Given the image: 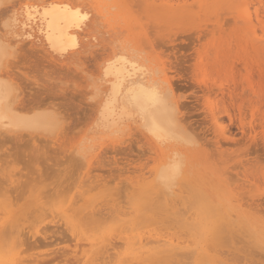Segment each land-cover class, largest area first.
I'll return each mask as SVG.
<instances>
[{"label": "rangeland", "instance_id": "1", "mask_svg": "<svg viewBox=\"0 0 264 264\" xmlns=\"http://www.w3.org/2000/svg\"><path fill=\"white\" fill-rule=\"evenodd\" d=\"M42 1L2 0L0 16ZM74 2L90 14L95 32L81 34L70 60L49 59L35 30L9 58L19 99L45 100L64 120L54 136H0V258L15 252L22 264H264V26L256 22L257 6L249 9L256 29L250 34L238 0ZM12 10L4 15L11 18ZM114 44L169 84L181 108L192 142L179 145L184 179L176 198L150 184L167 149L137 123L113 134L88 131L96 67ZM9 197L16 205L2 204ZM149 234L175 239L179 249L170 258L147 256L156 246ZM138 238L153 241L144 255L136 253Z\"/></svg>", "mask_w": 264, "mask_h": 264}, {"label": "bare ground", "instance_id": "2", "mask_svg": "<svg viewBox=\"0 0 264 264\" xmlns=\"http://www.w3.org/2000/svg\"><path fill=\"white\" fill-rule=\"evenodd\" d=\"M1 1L2 0H0V6H1ZM248 1L238 0L237 4L236 3L233 4L240 6V4L238 3H242V7L244 9L243 8L241 9L244 10L245 16L242 15L244 18L241 19L240 17V19L245 21V24L248 27L246 29H249L247 30V32L249 31L250 34L251 33L253 34L255 33L256 29H255L254 21L249 12V9L250 7L257 6L256 8L254 7L256 14L255 16L256 22L257 24L264 26V22L259 17V13H258L259 9L264 10V0H251V2ZM20 2L22 3V1ZM238 8L240 7L235 8V10H237ZM3 9L4 8H2L1 10L4 11L5 9L4 10ZM6 10L8 12V10L11 11L12 9H6ZM6 10L2 12V14L3 13L5 14ZM242 10L240 13H242ZM78 12L80 13L81 16L86 15L87 20H81L79 16H77ZM11 14H12L11 18L7 17L8 14L6 16L4 15L5 17L3 15L0 16V18L4 17L3 19L1 18L2 20L0 23V136L5 135L4 138H8L9 136L7 135L19 136V134H23V133H25L23 135L26 134L35 135L33 136L35 138H37L36 136H43V137L54 136L62 125L61 119L64 120V118H59L58 116L59 114L57 115L55 113L56 111L55 112L52 111L53 109H50V106L48 109L47 108L48 103H45L44 102L45 100H41L40 102L36 101V103L31 102L30 104L28 103L25 104L22 102V100L25 102L24 98L21 97V99H19V95L17 94V87L15 85L16 83L14 84L9 77L10 74L9 72L12 71V70L10 71L11 68L10 66L13 65L12 64L13 62L12 63L11 61L9 62V58H11L12 56L14 57V55L17 56L16 52L18 50L21 51L22 49L21 47H24L22 45L20 47H17L19 44V40H32L34 34L32 35L31 31L35 30L37 36L43 42L45 50L48 53L47 55L49 59L52 58L54 60H70V58L81 47V40H80L81 34L86 35L84 31L88 29L89 30L88 36L89 35L93 36L95 32V26L93 23L88 24L90 19V14L84 11L79 3L77 2L73 3V0L72 2L44 0L37 4L27 2L20 7V14L14 11ZM18 15H20L23 18L21 22L18 21L19 20ZM237 16L239 18L238 12H237ZM5 20H10L11 22H13L11 24V27L9 29V34L7 36H5V30L3 29V24ZM9 39L11 40L13 39L14 41L16 40V42L10 43L11 40L9 41ZM258 41L254 39V42L258 43L261 46L263 42L261 40ZM263 45L261 46L262 52L264 50ZM112 46L113 48L111 53L109 54L105 53L106 56L104 54V57H102L99 60L100 62L96 67L98 71V79H97L98 84L94 89L95 95L91 94L90 97V99L93 100L94 102L92 103L91 106L92 107L91 114L90 116H88L90 117L89 122L87 124L88 131L99 132L102 134L103 133L113 134L119 132L124 127L130 126L131 123H137L138 126L141 128L140 133L143 132L145 138L150 140V142L152 141L158 147L165 146V148L167 149V151H164L165 153H163L162 155L163 156V158H161L162 160L157 162L155 167L150 172V177L152 178L150 184H152V186L156 185L158 188L163 189V192L166 191L169 192L171 195L172 194L174 195L175 192L174 188L177 185V183L181 181V179L180 180L178 179L180 175L182 176L181 178L184 179L181 173L183 171L182 170L183 157L180 154L179 145H186L192 142L190 134H188V131L183 125L184 119L181 116V110H180L181 108L178 102L176 103L170 99V92H171L170 85L165 84L167 87H164V85L160 83L163 81H159L158 79H156L157 77L154 78L153 73L141 61L138 55L131 53L129 49H127L125 46H122L121 44H114ZM258 53L259 52H257V54ZM95 63H97V61ZM15 64L16 63L14 62V66ZM42 101L45 103L46 106ZM241 109L244 108L242 107ZM60 117H64V116H60ZM239 119L241 121V118ZM65 122L66 120L64 121V123ZM239 124L241 125V123ZM263 125L261 128L264 127ZM252 128H254V126ZM262 131L264 130L262 129ZM11 137H9V139ZM73 153L75 154V151H73ZM162 176L166 177V179H161ZM152 186H149V188L150 187L152 188ZM173 197H175V195ZM9 198H8V202H9ZM141 198L143 197L141 196ZM13 200L15 199L11 198L10 199L11 203L10 202L6 203L5 201V203L2 204L5 205L9 204L12 206L14 204L12 202ZM72 202L74 203V201ZM65 203H67V201ZM11 206L10 208H12ZM71 208L74 209L73 207ZM72 209H70L71 211L70 210L69 211L73 212ZM97 213L95 214L98 215ZM101 216H103V214L100 215V217ZM97 217L98 219H100L99 215ZM96 220L97 219L95 218V222ZM157 224L159 225V223ZM192 229L193 228H191V230ZM205 229L206 228L204 227V231ZM149 236H151V234H149ZM161 236L163 237V235ZM167 237L164 239H169ZM134 238L137 239L136 236ZM138 239H139L138 243L137 241L135 243L139 245L138 248L136 249L138 250V252H136L137 254L140 252L141 254H143L145 245L153 241L154 243H156V246H151L153 247L151 248L152 253H149L150 255L148 254L147 256L159 257V255H162L163 257V255L164 256L169 255L171 257L172 256L170 255L171 251L174 249L176 250L179 249V248L178 249L175 248V245L173 244L176 243L174 242L175 240L174 238L173 241H171V239L166 241L163 240L161 241V240H155L157 238L155 239L153 238L154 239L153 241L151 239L148 241V243L146 242L145 245L142 244L143 243L142 238H138ZM133 242H135L134 239ZM96 245L98 244L92 243L93 247H95ZM127 248L125 250H128ZM101 250H103V248H101ZM173 254H175L176 256L178 252L176 253L175 251ZM127 255L128 257L130 256V254ZM101 259H103L102 256ZM105 259L107 260V257ZM138 260L140 259L138 258ZM22 262L23 261L19 259V254L15 252L3 254L0 258V264H22Z\"/></svg>", "mask_w": 264, "mask_h": 264}, {"label": "snow or ice", "instance_id": "3", "mask_svg": "<svg viewBox=\"0 0 264 264\" xmlns=\"http://www.w3.org/2000/svg\"><path fill=\"white\" fill-rule=\"evenodd\" d=\"M77 16H79V18L81 20H87V16L86 15L81 16L79 12L77 13ZM12 23L13 22H11L10 20L4 21L3 29L5 30V36H7L9 34V29H10ZM52 87H53V91H55L56 86L53 85ZM106 107H107V105H106ZM161 179H166V177L162 176Z\"/></svg>", "mask_w": 264, "mask_h": 264}]
</instances>
